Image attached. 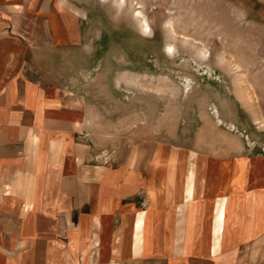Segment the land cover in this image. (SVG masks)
<instances>
[{"label":"rangeland","instance_id":"rangeland-1","mask_svg":"<svg viewBox=\"0 0 264 264\" xmlns=\"http://www.w3.org/2000/svg\"><path fill=\"white\" fill-rule=\"evenodd\" d=\"M76 6L86 17L74 41L55 43L45 20L29 27L39 34H28L36 42L26 57L29 73L62 82L102 153L154 135L171 144L183 168L211 157L219 178L197 201L210 226L199 229L205 243L188 245L186 264H264V0ZM59 264L135 263L80 256Z\"/></svg>","mask_w":264,"mask_h":264},{"label":"crops","instance_id":"crops-1","mask_svg":"<svg viewBox=\"0 0 264 264\" xmlns=\"http://www.w3.org/2000/svg\"><path fill=\"white\" fill-rule=\"evenodd\" d=\"M82 1L0 0V264H186L188 245L205 243L199 229L210 226L199 202L219 178L211 157L183 168L154 135L102 153L62 82L28 71L32 27L45 20L55 43L74 41Z\"/></svg>","mask_w":264,"mask_h":264},{"label":"bare ground","instance_id":"bare-ground-1","mask_svg":"<svg viewBox=\"0 0 264 264\" xmlns=\"http://www.w3.org/2000/svg\"><path fill=\"white\" fill-rule=\"evenodd\" d=\"M146 26L148 27V25H146ZM147 27H146V28H147ZM148 28H149V27H148Z\"/></svg>","mask_w":264,"mask_h":264}]
</instances>
